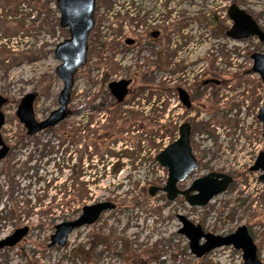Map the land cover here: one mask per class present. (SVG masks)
Instances as JSON below:
<instances>
[{"label": "rangeland", "instance_id": "rangeland-1", "mask_svg": "<svg viewBox=\"0 0 264 264\" xmlns=\"http://www.w3.org/2000/svg\"><path fill=\"white\" fill-rule=\"evenodd\" d=\"M97 1L98 15L104 20L107 9L125 7V0ZM231 3L258 18L264 30V0H179L176 16L179 45L184 37L192 38L190 46L179 52V63L191 64L194 79L209 69L212 78L227 81L221 86L211 83L194 102L190 144L197 167L178 187L186 188L210 171L229 174L233 181L198 207L181 197L169 201L163 191L148 194L150 186L162 187L166 182L167 169L155 155L175 139V126L184 119L171 102L160 120L155 106L138 108L148 117L142 132L130 127L119 134L122 138L117 134L114 143L104 145L113 138L94 143V136L104 134L96 125L105 123L82 110L97 93L92 53L74 75L68 105L80 110L74 114L83 115L66 118L63 126L23 136L25 127L15 114L21 97L36 93L33 109L38 120L58 105L62 82L55 73L59 60L54 49L69 34L59 25L55 0H0V96L6 99L0 107L4 117L0 133L10 149L0 161V239L17 227H28L15 245L0 249V264H242L241 250L232 246L215 248L192 261H174L173 252L188 243L177 232L178 213L216 235L246 226L264 264V180L258 178L260 170L250 169L258 152L264 151L261 122L256 118L264 84L251 70V54L262 52L263 45L256 36L239 41L225 36L232 23L226 13ZM109 29L108 22L100 27L104 43ZM185 77L193 79L191 74ZM85 115L92 118L91 123L84 121ZM62 128L70 134L75 130L73 139L78 141L64 139ZM141 145L142 154L138 152ZM92 147L98 150L99 160L91 156ZM106 150H128L131 160H124L131 167L115 172L103 166ZM79 169L82 175L77 179ZM99 201H111L115 207L96 222L74 229L64 245L49 244L57 223L75 219L84 205Z\"/></svg>", "mask_w": 264, "mask_h": 264}, {"label": "flooded vegetation", "instance_id": "flooded-vegetation-1", "mask_svg": "<svg viewBox=\"0 0 264 264\" xmlns=\"http://www.w3.org/2000/svg\"><path fill=\"white\" fill-rule=\"evenodd\" d=\"M117 7L113 6L111 9H107L108 19L104 20L105 18L98 15V10L101 8L100 2L94 0L92 14L94 23L87 39L86 61L92 53L95 61L92 69L97 79V93L91 104L86 102L82 105V110L93 112L94 115L96 114L95 118H103L102 122L105 123L100 127L99 124L96 125L97 129H104V134L100 137L94 136V143L101 138H113L112 141L106 140L104 145L110 142L114 143L117 134H124L130 127L134 129L136 127V132H142L145 127L144 121L146 122L148 117L146 114H140L138 108H154L155 106L156 118L160 120L164 115V107L170 102L176 108L177 114L180 112L184 118L175 126V138L179 134L180 126L185 122L189 124V137L191 138V133H194L196 113L194 102L203 95L211 83L221 86L227 81L222 78H212L209 75V69L194 79V73L190 72L191 64L186 60L179 63V52L185 51L192 42V38L187 36L179 45L177 38L179 0H125L124 10ZM251 16L264 32L258 18L252 14ZM105 22L110 24L107 43L101 41L100 27ZM226 30L225 36H227ZM259 42L263 45L262 41L259 40ZM184 54L187 55L189 52H184ZM106 55L108 56L106 57ZM186 74H191L192 81L185 77ZM170 79L172 80L170 81ZM120 85H122L123 97L117 99L113 88L120 87ZM68 110V114L59 122V126H63L64 120L70 116L83 115L74 114L79 113L80 110L69 107ZM84 121L91 123L92 118L85 115ZM137 127H140V130ZM116 128L118 130H115ZM61 130L64 139L70 137L71 131L63 130V128ZM95 132H97L96 129ZM95 132L92 131V134ZM120 135L118 137L122 138ZM141 135H138L137 138H140ZM81 139L84 140L85 136H81ZM72 140L78 141L73 138ZM171 142L164 144L163 147ZM110 148L112 149V146ZM124 148L127 149V145ZM144 151L145 148L141 145L138 152L142 154ZM8 153L9 151L6 156ZM81 153L83 154V152ZM86 155L88 154L86 153ZM91 156L100 159L96 148L91 150ZM124 158L131 160L128 150L118 153L106 150L101 160L103 166L104 164L109 165V169L118 170L128 168L129 163ZM80 173H76L77 179L82 175ZM178 197L183 198L182 196ZM102 213L96 221L99 220Z\"/></svg>", "mask_w": 264, "mask_h": 264}, {"label": "water", "instance_id": "water-1", "mask_svg": "<svg viewBox=\"0 0 264 264\" xmlns=\"http://www.w3.org/2000/svg\"><path fill=\"white\" fill-rule=\"evenodd\" d=\"M56 6L59 11V25L67 28L69 34L54 49V56L59 60L55 73L62 82V88L58 94L57 107L42 120L35 118L33 110L36 93L29 92L21 97L15 114L28 135L56 126L65 118L69 112L68 103L74 83V74L86 62L87 39L94 23L92 17L94 0H56ZM227 15L232 21L231 26L226 30L227 37L241 40L256 35L264 46V32L257 26L249 13L232 3L227 9ZM251 58V70L258 73L262 83H264V49L262 53H252ZM113 91L116 93L117 99H122V85L113 88ZM5 101L6 99L0 96V107ZM257 118L262 124L264 142V99ZM3 124L4 117L0 111V129ZM189 135V124L185 122L179 128L178 137L156 154L155 160L167 169V179L162 187L150 186L148 194L152 196L158 191H163L169 201H174L176 197L182 196L190 206L203 207L211 198L227 188L232 182V177L229 174L211 171L194 179L188 187L178 188L177 183L184 180L197 167V160L191 150ZM8 151L9 147L3 141L0 133V161ZM250 169L261 170L258 178L264 180V151H259ZM113 207L114 204L109 201L84 205L81 213L75 219L62 221L54 226L49 244L64 245L68 235L74 229L92 224L101 212ZM176 218L180 223L177 232L187 239L188 251L195 258H200L218 247L232 246L241 250L243 264H263L258 258L256 245L246 226H238L233 232L226 235H216L204 232L199 224L193 223L182 214H176ZM27 232V226L14 229L11 234L0 239V249L15 245Z\"/></svg>", "mask_w": 264, "mask_h": 264}, {"label": "trees", "instance_id": "trees-1", "mask_svg": "<svg viewBox=\"0 0 264 264\" xmlns=\"http://www.w3.org/2000/svg\"><path fill=\"white\" fill-rule=\"evenodd\" d=\"M50 129H53V128H50ZM77 133L74 131H72V134H70V137L73 138L74 134ZM23 136L25 137H28L25 133V131H23ZM116 172V170H114ZM81 170L79 169L77 171V173H80ZM80 196H82V193L79 194ZM58 206V205H57ZM20 211L19 210H16V212L14 213H17L16 216H19V213ZM172 257H173V260L176 261V262H184V261H192L193 257L191 256V254L188 252V248L187 246H183V247H179L178 249H176L173 254H172Z\"/></svg>", "mask_w": 264, "mask_h": 264}]
</instances>
